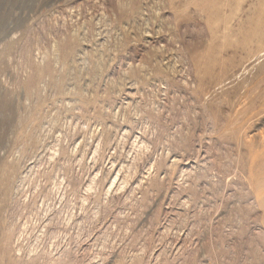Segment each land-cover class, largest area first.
<instances>
[{
  "label": "rangeland",
  "instance_id": "1",
  "mask_svg": "<svg viewBox=\"0 0 264 264\" xmlns=\"http://www.w3.org/2000/svg\"><path fill=\"white\" fill-rule=\"evenodd\" d=\"M0 264H264V0H0Z\"/></svg>",
  "mask_w": 264,
  "mask_h": 264
}]
</instances>
